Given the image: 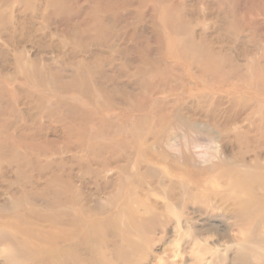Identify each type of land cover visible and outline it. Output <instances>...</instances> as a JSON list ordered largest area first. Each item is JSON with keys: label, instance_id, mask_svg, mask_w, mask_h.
Instances as JSON below:
<instances>
[{"label": "rangeland", "instance_id": "1", "mask_svg": "<svg viewBox=\"0 0 264 264\" xmlns=\"http://www.w3.org/2000/svg\"><path fill=\"white\" fill-rule=\"evenodd\" d=\"M0 264H264V0H0Z\"/></svg>", "mask_w": 264, "mask_h": 264}, {"label": "bare ground", "instance_id": "2", "mask_svg": "<svg viewBox=\"0 0 264 264\" xmlns=\"http://www.w3.org/2000/svg\"><path fill=\"white\" fill-rule=\"evenodd\" d=\"M183 137H184V136H183ZM185 138H186V137H185ZM192 141H193V140H192ZM182 152L184 153V151H182ZM182 152H181V153H182ZM182 155H183V154H182ZM183 156H184V155H183ZM183 156H182V158H183ZM189 156H191V155H189ZM202 156H203V155H200V159H201V161L204 159ZM184 157H185V156H184ZM204 157H205V156H204ZM189 158H190V157H189ZM193 158H194V157L192 156V158H190V159H193ZM198 158H199V156H198ZM206 158H207V157H206ZM184 159H185V158H183L181 161H183ZM187 159H188V157H187ZM190 159H188V160H190ZM188 160H187V161H188ZM210 160H211V159H210ZM187 161H186V162H187ZM192 161H193V160H192ZM194 161H195V160H194ZM204 161H205V159H204ZM206 162H207V161H206ZM209 162H210V161H209ZM212 162H213V161H212ZM183 163H184V162H183ZM183 163H182V164H183ZM190 163H191V162H190ZM190 163H188V164H190ZM192 163H193V162H192ZM194 163H195V162H194ZM194 163H193V164H194ZM198 163H200V162H198ZM198 163H195V164H198ZM202 163H203V161H202ZM184 164H185V163H184ZM195 164H194V165H195ZM189 166H190V165H189ZM196 166H197V165H196ZM60 253H61V252H60ZM63 255H64V254H63ZM57 258H58V256H57ZM55 262H56V261H55Z\"/></svg>", "mask_w": 264, "mask_h": 264}]
</instances>
